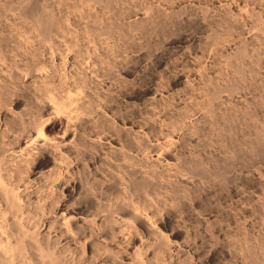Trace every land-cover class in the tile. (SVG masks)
<instances>
[{"label": "bare ground", "instance_id": "6f19581e", "mask_svg": "<svg viewBox=\"0 0 264 264\" xmlns=\"http://www.w3.org/2000/svg\"><path fill=\"white\" fill-rule=\"evenodd\" d=\"M123 1L0 0V264H264V228L256 233L252 222L250 231L234 217L238 211L232 216L219 203L203 201V187H224L236 178L239 149L232 144L234 136L226 135L234 125L227 131L203 127L201 118L191 121L200 105L196 111L187 101L181 106L167 80L145 83L124 75L135 66L125 57L128 49L155 56L159 47H153L152 36L166 31L169 20L179 23L182 3L167 13L154 0L152 17L133 24L124 20L133 15L127 10L134 5L126 2L125 10ZM141 26L143 43L132 39L125 47V38L118 42ZM185 36L179 42L187 41ZM239 53L248 55L246 49ZM156 63L163 64L161 57ZM211 95L208 103L219 93ZM212 136L219 137L216 142L231 138L224 146L228 165L222 161L223 171L220 166L211 172V159L204 157V152L210 156ZM194 205L205 208L208 220Z\"/></svg>", "mask_w": 264, "mask_h": 264}, {"label": "rangeland", "instance_id": "374dc122", "mask_svg": "<svg viewBox=\"0 0 264 264\" xmlns=\"http://www.w3.org/2000/svg\"><path fill=\"white\" fill-rule=\"evenodd\" d=\"M131 1H129V0L125 1L124 0L123 1L124 4H122V7L126 8V6H127L126 2H128V6H130L133 3L132 5H134V7H129L130 11L127 10L128 6L126 9L124 8L129 13H133V15L131 14L133 16V18L135 16H137V18H138V16L140 15L139 17H141V18H138L139 20L137 18H134L133 22L131 21L132 19L130 18V17H132L131 15H130V17L128 16L129 20H128V18H126L127 21L124 20V22L133 23V24H143V23H140L139 21L144 20V23H145L146 18L150 19L152 17L151 15L154 14L153 12H155V10H156L152 4L154 2L156 3V4L155 3L154 4L157 5L156 7H158L157 9H159V7H161V11L164 12V10H165V12H167V13H170L172 8H177V7L179 8L180 4H178V3H180V2L182 3L183 7H182V5H181V7L184 10L182 11V14L179 17L180 19L178 18L176 21L179 23H176L174 25V22L169 20L167 23L170 24L173 22L174 28H172L171 25L167 24L166 31L159 29L156 32L157 34H154L152 36V38L153 37L155 38V39L153 38L154 40L151 38V42H152L153 47L155 46L156 49H157V47H159V49L154 51L155 56H152L150 58L144 56V53L146 52L145 49L143 51H141V50L133 51L132 49H128V50H131L130 51V55L132 54L131 56L128 54L129 51L126 52L127 54L124 53V54H126L125 57H126L127 61H129L128 58L130 57V58H132V59L129 58L130 61L132 60L131 61L132 64H135V66H134L135 68L133 67V69H132V67H131L132 65L130 64L131 65L130 66L129 62H127L125 64V67H126V69H129V66H130L131 70L129 69V71H131V73L129 75L128 74H124V75H127L126 80H128V81H130L133 77V79H132L133 81L134 80L145 81V83H146V81L147 82L148 81L158 82L160 80L161 81L167 80V81H165V83L167 82L166 84H169L170 93H173L176 96V100L177 101L179 100V103L182 102L181 103L182 105L180 104L181 106H184L187 103L188 104L190 103L189 105L194 107V109H195V106L198 104L201 106L200 107L198 105L199 107L197 108V111L195 109L196 112L195 113L193 112L195 115H194V117H192L191 121L195 120L197 118H201L200 125L203 127L208 128L211 126L213 127V125H214L213 131H215L214 129L215 128L217 129L218 127L221 128L220 130L224 131V129L222 128L224 126L225 131H227L229 125H234L232 127L233 129L231 128V131H227L228 133L226 132V135L228 136V134L229 135L232 134L234 136L233 138H235L236 142L234 140V142H232V144L236 143V145L233 144L234 148L236 146V148H237L236 150L239 149L238 150L239 157L235 161V164H234V166H235L234 170L235 171L232 174V175H235L236 178L234 177L235 179L233 180L232 184L231 183L228 184L230 186L226 185V186H228L227 187L228 192L225 190V189H227L226 186H224V187L217 186L216 188H213V189H215L214 191H209L212 193L204 191V190H207V191L213 190V189H211V186H210V188H208L206 186L207 189L205 187H203V189H202L203 193L202 194L206 196V197L203 196V198H204L203 201H204V203H205V201H207L206 203L210 202L209 205L210 204L215 205L212 203H219L221 205V207H225L229 212H232V216L236 213V211H238L237 212L238 214L236 213L234 215V217L236 215L239 216V217L236 216L237 220L241 217L239 220L242 221V223H244L246 228H248L250 231L252 229L256 233L258 231V228H259V231H261L260 229L264 228V224H262L264 222V220L261 219V216L259 215V213H257V211H259V209L261 207H263V204L260 205V203L261 202L264 203L262 200V198L264 199V195H263L264 194V188H263L264 187V153H263L264 150L261 149L264 145V137H263L264 134H262V137H263L262 139H261V136H259V134H261L262 131H264L263 130V128H264V124H263L264 123V16H263L264 15V6H263L264 2L261 1L263 4L262 5V4H259V3H261L260 0H255V2L257 1V3L253 2L254 0H251L250 2L248 0H194V1L193 0H179V1L174 0L175 2L172 1V2H174L172 4H171L170 0H163V1L161 0L160 2H159V0H155V1L154 0H152V1L151 0H144V1L143 0H133L132 2ZM135 1L139 2V3L137 2L138 5H136ZM141 1H142V4H140ZM146 1L150 5V7L152 6L151 9H148V10L145 9V7L150 8L148 4L145 5ZM166 1L167 2L170 1V4L168 2V6H167V4H165ZM129 2H130V4H129ZM183 2H185L186 4H184ZM158 4H160L161 6H159ZM140 5H142L140 8L142 10L138 11V12L135 11V10H140L138 8ZM162 5H163V7H162ZM171 5H172V8H171ZM135 6H137V7H135ZM186 7H188V8H186ZM131 8H133L132 10L134 12H132ZM169 8H171V9H169ZM144 9L146 10V12L144 11ZM166 9L170 10V11H167ZM187 9H189V10H187ZM205 9L207 11H205ZM92 11L97 12V10L95 8ZM226 11H228V12H226ZM143 12L146 14L144 15ZM150 12H151V14H150ZM156 12H158V10ZM137 13H138V15H137ZM205 13L207 14L206 16H205ZM222 13H223V17H222ZM233 13L235 15H233ZM256 13H257V15H256ZM218 14H219V17H218ZM72 15L75 16V15H77V13L72 14ZM107 15H110V13ZM142 15H143V17H142ZM144 16H146V17L144 18ZM215 16L217 18H214ZM232 16H235L234 17L235 19L232 20V18H231V20L233 22L231 20H230V22H228L229 18ZM259 16H263V18L261 19V17H259ZM187 18L189 20H187ZM222 18H224V19H222ZM226 18H228V19L225 20ZM135 19L138 21H136ZM214 20H216V23L214 22ZM208 21H210V22H208ZM219 21H223V22H221L222 24ZM224 21H225V23H224ZM182 22H184V23H182ZM181 23H182V25L184 24V26L180 25V26H182V27H180L177 25V24H181ZM217 23L219 25H217ZM228 23L231 25H229ZM211 24H213V25H211ZM235 24H236V26H235ZM237 24H240V25H237ZM198 25H200V26L202 25L204 27H200ZM214 25H216V26H214ZM141 27L142 28H140V29L135 28L133 31L128 32V33L131 32L130 35H133L134 37L129 36V35H124L122 37L121 41L119 40L118 42L119 43L121 42L123 44L124 41H126L125 44H123L125 47L127 45V42H130V41L133 42V40H135L134 41L135 43L137 40V43H136L137 45L141 42L143 43L145 38L143 36H141V32L145 29H143V26H141ZM179 27H180V29L181 28L182 29L180 30ZM183 27L185 28V30H183L184 29ZM227 27H229V30H227L228 29ZM233 27L238 28V30L234 31ZM176 28H177V30H176ZM215 30L217 32H215ZM175 31H177V32H175ZM182 31H183V33H182ZM165 32H167V35ZM169 32H170V34H169ZM171 32H173V33L175 32L174 33L175 35H173V33H171ZM128 33H126V34H128ZM132 33H134V34H132ZM135 34L137 36H135ZM138 34H140V36L142 38ZM158 34L161 35L162 37L159 36ZM171 34H172V36H171ZM177 34H179L178 37H177ZM184 34H188V35L185 36ZM165 35L166 36L169 35L168 38ZM126 36H127V38H126ZM163 36H165V37H163ZM180 36H182V38H183V36H185L188 42L187 41L179 42L178 39L181 38ZM159 37H161V39ZM188 37L190 39H188ZM222 37H224V38L226 37L228 39V41L227 40L224 41ZM124 38H125V40H124ZM162 38L163 39L165 38L166 41H163ZM212 39L214 40V42ZM220 39L224 42L220 43V41H221ZM153 41H157L159 44L161 43L160 46H158V44L156 45L157 42H153ZM175 42H177V43H175ZM208 42L209 43L211 42L210 43L211 45ZM200 43H202V44H200ZM204 43H206V44H204ZM213 43L214 44L217 43V44H215L216 46H212ZM240 43H241V45L239 46ZM243 43H245L246 48L244 47V45H242ZM243 47L246 49L248 55H247V57L244 55V57L242 56L240 58L239 51H240V49L245 50V49H243ZM132 51L135 52L137 55L134 54ZM139 53H142V54H139ZM237 53H239V55ZM133 55H134V57H132ZM230 55H232L233 58H231ZM139 56L141 57L140 59H139ZM227 56H229L230 58ZM135 57H136V59H135ZM137 57H138L139 61L137 60ZM158 57L159 58L161 57V59H162L163 64L161 66H159L156 63L158 60ZM145 58H147V59H145ZM148 58H149V60H148ZM136 62L140 66H138L136 64ZM138 62H140V63H138ZM237 63H239V64H237ZM141 65H142V67H141ZM138 68H139V71H137ZM134 69H137V70H134ZM133 71H134V73H132ZM137 73H141V74H137ZM131 75H133V76H131ZM202 75L203 76L206 75V76L202 77ZM140 76H141V80H140ZM162 76H164V77H162ZM177 77L180 78L181 81L175 82L174 80ZM162 78H164V79H162ZM169 78L171 81L169 80ZM188 78L191 80H189ZM192 80H195V81L193 82ZM204 80H206V82H207V83L205 82V85L210 88V89H208L210 94L205 93L208 90H206L207 88L204 86ZM208 82H210V83H208ZM212 82H213V84L215 83L214 84L215 86H216V84L218 86H216V88H215V86H213L211 84ZM209 84H211L213 86V89H211L212 86ZM194 86L195 87L198 86V87L195 88ZM193 88H195L196 90ZM199 88H201V89H199ZM166 89L168 90V88H166ZM202 89H205V90H202ZM211 90H212V92H214V91L218 92L219 95L221 96L220 97L218 95L217 99H215L216 101L214 100L216 102V106H217L216 108H215V106H213V105H215V102H212L213 100L211 101L213 104L211 102L208 103L209 100L207 98L210 99V97L212 96ZM190 92H191V94H190ZM202 93L204 95H207L208 97L204 96ZM165 94H167V93H165ZM193 95H195V97L196 96L197 97L195 99H193V97H194ZM199 95H201V96H199ZM182 96H183V98H182ZM200 97H202V98H200ZM183 101H185V102L187 101V102L184 104ZM205 101L209 104L208 107L206 104H203V103H206ZM199 102H202V104ZM210 103L213 107L210 105ZM202 105H205V108H207L208 110L204 109V107H202ZM209 106H210V109H209ZM218 106H221V107L219 108ZM212 108H214V109L219 108V110L217 109V111H219V112H217L216 110L212 111L213 110ZM222 111L226 112L225 114L229 115V116H226ZM216 113H217V116H216ZM220 113H221V116L218 115ZM212 115L215 117H213ZM223 115H225L226 118H224ZM230 115H232L233 120L232 119L227 120V117L228 118L231 117ZM188 120H190V119H187V122L191 123V121H188ZM216 124H217V126H216ZM222 124H224V125H222ZM225 124L228 126H226ZM230 127H229V130H230ZM219 128H218V130H219ZM259 131H261V132H259ZM230 137H231V135H230ZM218 138L219 137H216V139L214 140V138L212 136V140H210V141H212L211 145H209L211 147V148H209L211 151L209 150V152H208V153L211 152L210 156H209V154H206L207 152H204V157L206 159H208V158L211 159L209 161L210 164H208V166L210 165L209 169L211 168L210 171L211 170L213 171L214 168L217 167L213 172L217 171V169L220 166H221V169H219V170H222V171H223V169L225 170L226 167H224V166H226L225 164H227L226 163L227 161H223L225 159V156L227 157L226 148L224 146L227 144L226 142L229 141L228 140L229 137L228 138L225 137L227 141H225L224 140L225 138H223L222 141L220 140V141L216 142V140H218ZM231 138H229V139H231ZM176 139H177V137H176ZM209 139H210V137H209ZM257 141H260V143H258ZM222 142L225 144L223 145ZM215 143H219V144L215 145ZM229 143L230 142H228V144ZM212 145H214V146H212ZM260 145L262 147H260ZM251 147L252 148L254 147V150H256L258 148V150L256 152H258L257 155L259 157H257L256 152L253 151V149ZM219 148H220V150H219ZM214 149H216V150L214 151ZM259 149H261V150H259ZM221 150H223L222 152H224V153H222ZM262 150H263V152L260 153V151H262ZM214 152L217 153L219 156L216 155L214 157V154H215ZM205 154L207 155V157L205 156ZM220 154L222 155V157L223 156L224 157L222 158L220 156ZM202 156H203V152H202ZM240 156H241V158H240ZM216 157L217 158L220 157V159H218V161H219L218 165L219 166L217 164H216L217 166L215 165V163L218 162ZM253 157H255V158H253ZM212 159H214V160H212ZM220 162H221V164H220ZM222 163L224 166L222 165ZM211 164H212V166H211ZM231 185H232L233 189H232ZM259 186H261V187H259ZM233 190H235V191H233ZM231 191H232V194L231 193L229 194V192H231ZM233 192H235V193H233ZM228 194H229V197H227ZM207 195H209V197ZM231 196H233V197H231ZM207 197L209 199H206ZM239 205H240V209H241V207L243 208V206H244V209H243L244 211H241L242 209L239 210V207L237 209L234 208V207H237ZM259 205H260V207L258 208ZM194 206H195V211L198 214L203 213V214H201V216H203V215L206 216L204 214V212H202L203 209H205V208H202L201 206H199V208H198L196 205H194ZM203 206L205 207V205H203ZM231 207H233V208H231ZM225 208H223L224 209L223 211H225ZM229 208L231 211L229 210ZM253 208H255V209L258 208V210L256 209L257 210L256 211ZM245 209L247 211L246 213H245ZM262 209H260V210H262ZM251 210L255 211V212H253L254 214L256 213L255 216H253V214H252V216L249 215V213L252 212ZM239 212H240V214H239ZM260 214H261V212H260ZM261 215L264 217L263 214H261ZM206 217H204V218H206L208 220V218L210 216L208 215ZM255 217H259L261 220H263V222H261L260 219L258 220V218L254 219ZM239 220H238V222H239ZM204 221H206V220H204ZM257 221L258 222L260 221L261 223L260 222L257 223ZM255 222L258 225H255ZM223 223L225 224V222H223ZM251 223L253 224L254 228H256V229L251 228V226H252ZM259 224H261L263 226L260 227ZM256 226H258V227H256ZM179 241H180V239H179ZM182 241H183V238H182Z\"/></svg>", "mask_w": 264, "mask_h": 264}]
</instances>
